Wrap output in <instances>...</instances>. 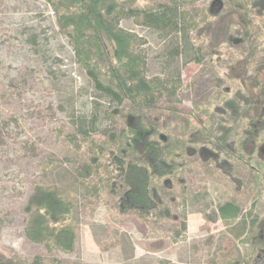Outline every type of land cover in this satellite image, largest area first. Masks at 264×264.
Listing matches in <instances>:
<instances>
[{
  "label": "rangeland",
  "instance_id": "1",
  "mask_svg": "<svg viewBox=\"0 0 264 264\" xmlns=\"http://www.w3.org/2000/svg\"><path fill=\"white\" fill-rule=\"evenodd\" d=\"M246 1L239 0L232 9L221 0L180 6V12L206 9L213 14L216 32L226 34L231 42L220 44L222 56L217 61L209 53L207 39L200 42L190 27L193 42L184 44L183 23L177 32L149 27L133 16L121 21L146 40L142 48L149 77L180 78L177 94L161 100L160 110L151 114L163 132L175 121L185 126L182 115L202 119L200 111L218 103L222 93L232 95L246 88L262 99L264 65L258 84L253 65L245 60L248 50L242 41L255 33L254 21L263 15L264 0L254 7L253 22L247 20ZM259 43L264 44V37ZM176 47L179 54L173 53ZM258 50L255 55L249 52L250 61L264 62V45ZM260 102L251 143L243 149L250 126L242 119L234 127L231 155L222 153L230 165L228 174L220 169L215 178L199 163L186 176L187 195L162 190L180 221H186V230L168 219L153 225L144 217L119 213L105 193L95 191L98 177L81 180L73 169L91 153L85 135L78 131L82 115L97 117L96 130L89 135L100 141L110 126L117 130L123 126L126 110L112 115L117 105L95 89L47 0H0V248L27 260L41 257L65 264H212L233 244L243 255L254 243V263L264 264V101ZM175 103L180 109L178 119L173 118ZM130 120L139 123L135 115ZM72 133L82 141L80 150L69 140ZM47 184L76 199L77 237L72 252L48 250L26 234L29 197L36 186ZM229 201L240 203L243 217L260 219L254 232H249L254 235L246 236L251 239L248 248L236 236L238 224H227L219 216L218 208Z\"/></svg>",
  "mask_w": 264,
  "mask_h": 264
},
{
  "label": "trees",
  "instance_id": "2",
  "mask_svg": "<svg viewBox=\"0 0 264 264\" xmlns=\"http://www.w3.org/2000/svg\"><path fill=\"white\" fill-rule=\"evenodd\" d=\"M47 1L56 14L60 32L70 39L77 60L86 70L95 89L107 97L112 105H117L111 110L112 115H120L126 110L123 126L118 130L110 126L100 141H97L96 136L89 135L96 130L93 125L97 117L82 115L77 122L78 131L85 135L91 153L87 159L74 166L76 177L81 180L98 177L95 191L105 193L111 208L119 213L144 217L153 225L168 219L177 227L182 224V229L186 230V221H180L164 193L168 191L180 196L187 195L186 176L194 171L196 164L206 165L215 178L220 169L229 167L222 153L231 155L235 124L244 119L250 126L245 130L244 149L246 143H251L255 130L253 121L257 117L259 104L263 103L259 101H264V95L260 99L259 93L246 88H238L232 95L222 93L218 96V103L200 111L202 119L198 120H191L189 115L179 117L176 112L180 109L175 103L173 118H181L186 125L182 123L179 126L175 121L163 132L151 114L160 110L161 100L177 94L180 78L149 77L142 48L146 40L124 28L121 21L133 16L138 23L157 29H176L177 32H181L180 24L183 23L184 44L187 46L193 42L188 30L190 27L200 42H203V38L207 39L209 53L217 61L222 56L220 44L225 42L231 45V42L226 34L216 32L217 22L212 18L213 14L206 9L195 13L180 12L181 5L194 4L198 0ZM221 1L228 2L231 9L235 4L239 6V0ZM261 1H246L249 22H253L254 7H259ZM262 13L254 21L257 28L253 36L242 41L248 50L245 60L253 65L254 81L258 84L257 75L264 62L257 59L250 61L248 56L251 51L257 54V50L264 45L259 43L264 37V11ZM179 49L176 47L173 53L179 54ZM226 75L231 77L229 72ZM261 87L264 92V85ZM133 115L138 117V124L130 120ZM193 122L196 126L192 125ZM69 140L75 149L83 147L76 133L69 135ZM101 169L104 173L100 172ZM229 169L225 170L226 174L230 172ZM239 184L237 182L235 186ZM218 209L220 218L227 224H238L236 236L248 248L251 239L246 236L257 228L260 219L255 216L251 219L243 217V208L237 201L226 202ZM26 211L29 217L25 231L31 240L44 243L48 250H74L77 202L72 194L63 193L55 184L38 185L29 197ZM179 230L176 228V231ZM253 245L241 255L233 244L219 253L212 264H255L257 251ZM0 264L65 263L41 257L27 260L0 248Z\"/></svg>",
  "mask_w": 264,
  "mask_h": 264
}]
</instances>
